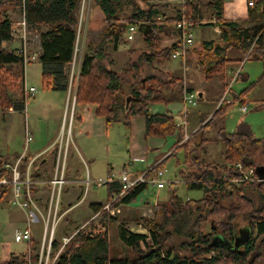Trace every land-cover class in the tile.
Masks as SVG:
<instances>
[{
    "label": "trees",
    "instance_id": "obj_1",
    "mask_svg": "<svg viewBox=\"0 0 264 264\" xmlns=\"http://www.w3.org/2000/svg\"><path fill=\"white\" fill-rule=\"evenodd\" d=\"M139 1L91 0L90 13L92 10L100 11L104 28L94 38L91 37V28L87 30L75 102L96 106L97 115L105 118L107 124L123 122L130 126L132 117L144 116L150 136L166 137L178 132L179 141L176 146L185 148V164L189 166L188 169L195 170V173L189 172L185 184L188 189L203 191L205 197L183 203L176 193H173L169 200L170 205L159 208L162 222H149L148 235L134 234L120 227L119 238L137 252L136 264H264V182L235 183V180L240 179L243 173L250 169H254L255 176L264 180V137L256 138L252 127L245 122L238 125L233 133L221 128L215 138L204 137L205 129L214 119L223 116L229 109L228 106L217 110L210 120L206 121L208 117L205 118L198 130L189 135V141L179 146L185 137L181 127L173 117L153 115L149 105L174 103L178 100V94L182 96L190 93L191 90L184 85L183 75L169 77L164 83L168 86L165 93L150 86L151 81L156 79L154 77L135 78L134 81L128 82L125 75L104 63L109 61L110 51L118 52L124 39L127 40L124 35L130 25H138L141 29L145 44L150 50L144 54L147 63L170 59L178 44L160 51H157V45L161 38L170 32L180 36L176 24L184 17L191 18L195 28L201 25L203 20H215L220 27V38L224 42L232 38L237 39L244 55H247L258 38L257 46L247 57L249 60L255 51L264 47V37L260 35L264 30V0H257L255 7L249 10L248 20L240 23L223 21L222 4L218 0H210L207 3L187 0L183 10L178 8L173 13L167 12L168 4L147 3L146 0L143 7ZM23 2L25 18L30 28L38 32L37 27L46 28L40 31L38 40V61L42 64L43 86L67 91L71 78L70 69L76 55L83 0ZM206 4L211 9L207 17L205 11L201 10ZM5 8L4 2L0 0V113L9 110L25 112L27 102L23 96V56L18 54V49H7V45L15 39L14 24L6 17ZM225 50L226 48L220 46L215 48L214 62L205 69L207 79H213L215 76L225 79L229 63L233 62V59L226 56ZM109 64L112 65L111 62ZM19 78L21 88L18 87L17 91ZM263 80L264 77L251 88ZM248 91L245 90L242 95ZM199 133L202 135L201 142L197 140ZM210 142L222 144L223 147L222 161L215 165L205 163L199 156L198 148L205 149V145ZM5 162L7 159L0 156V179L8 176L3 169ZM237 164L243 166V171L235 167ZM155 169H162V164L157 165ZM148 187L147 184L136 186L123 197H119L111 207L128 206ZM107 188L109 203L124 187L120 182H115L107 184ZM248 193L255 194L258 202L253 201ZM10 195L9 187L0 186V203ZM104 206L105 204L93 206L94 214L100 213L106 218ZM241 217L246 221L248 231L243 244L238 248L234 245L230 248L212 247L215 236H222L231 243L235 241L238 234L236 224ZM206 226L209 230L205 232ZM85 231L77 226L74 231L66 234L65 238L71 239L59 256L57 264H129L128 259L110 256L106 232L96 229ZM176 240L180 241L179 245ZM61 241H56L55 248L61 246ZM28 245L35 250L36 241L31 240ZM180 249L185 250L186 254L179 252ZM54 256L55 253L51 258ZM0 264L24 262L21 255L12 254L9 261L0 260Z\"/></svg>",
    "mask_w": 264,
    "mask_h": 264
},
{
    "label": "rangeland",
    "instance_id": "obj_2",
    "mask_svg": "<svg viewBox=\"0 0 264 264\" xmlns=\"http://www.w3.org/2000/svg\"><path fill=\"white\" fill-rule=\"evenodd\" d=\"M166 1V0H164ZM4 2L6 8L5 10L12 11V14L9 16H13L16 14L17 16L12 18L13 24L18 28V24L23 19L24 14V2L23 0H2ZM140 5L145 7L146 0H140ZM159 3V0H147V3ZM206 3V2H205ZM91 7V0H85L84 4V14L81 21V35L79 38V46H78V54L76 56L75 65L73 68L70 69L71 74L74 76L78 71V64L81 59V49L83 47L84 51V42L85 37L87 36V30L91 28V37H97L99 33L104 28V21L103 16L101 15L99 10H92L89 14V8ZM168 13L170 10L167 11ZM88 16V18H87ZM90 18V24H86ZM91 26V27H90ZM33 29V28H32ZM39 32L35 29L30 34V45L29 50L30 52H35L37 50L38 42V34L40 31L45 30L46 28H38ZM201 31L199 29H194L195 40L197 43L201 44V40L199 39ZM210 33L214 37L213 30H210ZM18 34H20L18 32ZM126 38V33L124 35ZM15 40L20 39L16 38ZM176 38H166L163 36L158 42L157 51L165 49L167 47H171L172 44L175 42ZM20 46V45H19ZM14 47L17 49L18 44L12 46V50H15ZM20 48V47H19ZM193 48V47H192ZM183 62V67L187 70L188 67L196 69L195 67V60L190 57L192 54L197 53V49L192 50ZM156 50V49H155ZM150 52L145 41L143 39V34L137 33L135 39L133 41H127L124 39L123 44L118 52L111 53V57L108 60L104 61L105 65L113 70L119 71L124 77L127 78L128 82H132L135 78H147V77H154L155 80L151 81L150 86H153L157 90H162L163 92L166 91V85L164 84L169 80L172 73L170 70L172 68L171 65L178 67H182L181 60H174L170 62L168 58L161 59V62L154 60L152 64L147 63L144 60V54ZM260 51H255L252 57L249 60H246L243 65V74L244 79L236 82L233 85V93L235 95L241 96L245 90H251L250 94L249 91L247 92L249 98L247 101L250 104L249 112L247 116H244L243 113L240 111V104L235 103L231 106L228 111V114L224 119L223 117H217L211 123V125L205 129L204 137L207 139H212L217 136L216 133L222 128L226 126L227 131L233 133L236 131L239 121L244 118V121L248 123L254 131L256 138H263L264 137V107H259L261 104L262 99L264 100V80L257 84L254 88L251 86L254 83L260 82L261 78L264 77V59L259 58ZM228 57L233 59V62L229 63L228 68L234 67V65H239L241 62L245 60L246 55L241 52H228ZM235 60V61H234ZM238 60H241L239 63ZM112 63V65L109 64ZM176 67V69L178 68ZM186 75L183 69V73L180 75ZM188 74V72H187ZM184 83L187 82L185 81ZM228 76L231 78V74L226 72L225 79L228 80ZM200 72L197 69L195 72L194 78H199ZM21 78V77H20ZM19 78V83L17 85V91L21 88ZM217 78V79H216ZM200 79V78H199ZM217 82L223 80L222 76L215 77ZM189 80V79H188ZM202 79L200 80H193V86L195 87L196 93V106H193L191 103L188 104V109L196 108L201 109L205 101L208 100V103L211 105V113L213 110V100L218 97L219 90L217 87L215 88V84L212 83L210 91L206 93L205 99H201L198 97V94L201 91L200 86ZM26 86L27 88L34 87L37 92L35 96L31 97L28 100L27 108L25 112L16 114L12 117V119L7 120V122L3 123L0 119V154L2 156H6L7 154L13 155L15 153H21L24 149V130L25 125H28L32 134L34 133L35 142L31 144L32 153L39 151L47 145L48 140L53 137L54 134L58 133L59 126L61 123H58V110H59V98H63V103L61 105V112L63 111V117L65 116L66 123L68 122L71 111L73 109L72 101L66 97V93L58 92L57 89L54 87H44L42 83V66L40 65L39 61H35L30 63L26 67ZM19 87V88H18ZM251 88V89H250ZM70 89L72 91V95H74V99H76V89H77V79L74 81L70 78ZM21 93V92H20ZM177 93V92H176ZM169 94V93H167ZM223 94V93H222ZM233 96V95H232ZM234 97V96H233ZM235 98V97H234ZM182 101V107H184V95L178 94V100L175 103ZM69 101V103L67 102ZM264 102V101H263ZM157 104V103H151ZM150 104V105H151ZM263 104V103H262ZM149 105V106H150ZM200 105V106H198ZM199 107V108H198ZM217 108V106H216ZM150 109V108H149ZM209 113V114H211ZM212 117L207 118L206 121L210 120ZM174 119L176 124H180L181 121L184 119L182 115L175 114ZM117 123V122H116ZM113 123L109 126L108 129V136L101 140L100 143H93L91 149L94 150L93 156L95 161H93V168L96 170V173L102 177L104 180L106 179V174L112 170L115 173H120L123 171L125 164H131V152H130V138L133 135L134 131V138L137 136L138 129L133 127L132 124L130 126L121 123ZM179 131V130H178ZM66 133V131H65ZM192 133H189L191 135ZM150 137H157V136H150ZM161 139V144L156 146L160 153H167L172 148L173 155L169 156L164 161V171L165 175L163 180L165 182L164 189H158L153 185H149L148 189L145 192V195L142 197L141 195L136 199V201L132 202L129 205H133V207L127 206H120L115 207L119 208V213H116L115 216H112L111 213L106 212L107 217L103 218L102 215L99 217H84L78 221V223L74 222L69 224L66 222L63 223L64 228H68L69 232L74 231V229L78 226H83L82 230H86L85 232H91L92 229L101 230L106 232L107 239L109 243V252L110 256L113 258H123L128 259L129 263L134 260L138 259V254L136 251L129 249L123 245L119 238V226L121 223H124L127 228L131 231H139L148 233L149 232V222L152 221H160L162 222V217L160 215V209L163 205H170L169 200L173 193L180 198L183 203H186L190 200H200L205 197V193L201 190H192L188 189L187 185L184 183L185 178L188 176L189 172H194L193 168L188 169V165L185 164L186 161V151L185 148H178L176 146L177 142L179 141L178 132H175L173 135H168L166 137H157ZM184 139V138H183ZM189 141V140H188ZM187 141V142H188ZM186 142V143H187ZM133 143L137 145V141L133 139ZM185 143L183 140L179 143V146ZM185 143V144H186ZM72 146V145H71ZM206 150L204 148H198L199 156H201V160H204L205 163H212L215 165L222 161L221 152L223 150L222 144L217 143H207ZM195 147V144L192 145V148ZM132 151H135L131 149ZM169 153V152H168ZM197 153V152H196ZM135 166L139 168H143L144 164L140 162H133ZM153 166V163L150 165ZM146 169L143 172H146ZM141 173V172H140ZM197 173V172H196ZM176 181H178L176 183ZM251 183H262V182H251ZM83 194L85 195V202L81 204V206L74 212H83L84 214L92 215L94 212H91L89 209L91 204L94 203H106L108 200V188L107 185L98 188L97 186H87V188H83ZM249 197L253 199L256 203L258 202L257 196L253 193H248ZM145 198H156L158 199L157 205H154V202L151 203H141L140 202ZM160 206V207H158ZM137 207V208H134ZM42 212L45 216H47V211L42 209ZM159 213V214H158ZM90 217V216H89ZM40 221V220H39ZM106 224V225H105ZM62 222L58 224L55 233V239L60 242L62 240L61 232L59 230ZM237 233L240 236L241 230H246L247 224L246 221L241 217L237 220ZM66 226V227H65ZM27 228V221L23 219L22 213L19 211L17 207L11 206L7 202L0 203V260L2 261H9L12 254L21 255V260H23L24 264H39L40 258L37 260L36 256L40 255L38 250L31 251V247L25 242H18L16 241V235L19 232H22L24 229ZM35 231L38 237V242L41 240L43 235V226L41 228V221L38 224H32V231ZM63 230V229H62ZM205 232L208 231V226L205 227ZM64 231V230H63ZM34 233V232H33ZM65 233V232H64ZM175 240V239H174ZM36 241V240H35ZM36 241V243H38ZM180 241L176 240V244L179 245ZM171 246V245H169ZM144 249V248H143ZM181 253L186 254L185 250L180 249ZM31 258V262L29 261ZM35 258V259H34Z\"/></svg>",
    "mask_w": 264,
    "mask_h": 264
},
{
    "label": "crops",
    "instance_id": "obj_3",
    "mask_svg": "<svg viewBox=\"0 0 264 264\" xmlns=\"http://www.w3.org/2000/svg\"><path fill=\"white\" fill-rule=\"evenodd\" d=\"M160 3L162 4H168V10H170V12H175L178 9V5L176 4H171L168 2V0L164 1V0H159ZM202 1L203 3H207L210 0H199ZM221 2L222 4V19L225 22H231V23H240V22H245L248 20L249 18V10L250 8L248 7V0H218ZM201 10L205 11L206 13V17L209 15V12L211 11L209 5H203L201 7ZM10 14H12V11L10 10H6V17L12 21V18L17 16L16 14H13V16H9ZM89 14H90V8H89ZM195 29H199V31H201L200 35L198 36L199 39L201 40V44L197 43L195 40L194 46L192 48V50L195 51V49H197V53L192 54L190 57L193 58V60H195V68H191L188 67L187 70H185L186 68L183 67V62L182 67H178V65L173 66L171 65V62L174 61V59L170 58L169 62L170 65L172 66V68H175L173 70H170V73H172L171 75H180V73H183V69L185 71L184 77H185V81L187 80V82L184 83L185 87L188 88L189 90H191V94H195L196 90L195 87L193 86L192 81L193 80H200L202 79V82L200 83V89L202 92H200L198 94V97L201 98L202 100L205 99L206 97V93L210 91L211 85L212 83L215 84V88L217 87V89L219 90V95L217 98H215L213 100V110L211 113V105L208 103V100H206L203 104V106L201 107V109H197L196 108H185L182 107V100L179 99L180 102L177 103H170V104H151L149 106L150 108V112L153 115H167L170 118H174L175 114H180L183 116V120H186V125L184 127H181V131H183L184 133H194L198 130V128L201 125V122L205 119V118H210L214 115V113L217 111V102L220 99V97L222 96V93L225 89V86L227 85V83L230 80V77L228 76V80L224 79L221 81L217 82V78L216 79H207L205 76V69H207L208 67H210L213 62H214V58L215 56V48L220 46L221 48H226L225 50V54L228 57V52L232 51V52H241L243 53V51L240 49L239 47V43L237 41V39L232 38L230 41L224 42L220 37V27L217 23H215V20L212 21H207V20H203L202 24L197 26ZM210 30H213V34L214 37L212 36V34L210 33ZM141 33V32H140ZM175 37L176 40L175 42L172 44V46H176L179 42V37L177 34L174 33H169L167 34L166 38H173ZM18 44L17 49L21 46V43L17 42V40H14L12 43L7 45V49L9 51H12V46ZM20 45V46H19ZM121 48V47H120ZM14 49H16L14 47ZM40 50V43L37 46V51ZM120 50V49H119ZM259 58L260 59H264V47L262 48V50H260V54H259ZM241 60H238L237 62L239 63ZM40 63V62H39ZM40 65L42 66V64L40 63ZM237 65H234V67H230L227 69V72L230 73V71L232 69H234ZM176 67H178L176 69ZM197 69L200 72V79L199 78H194L195 76V72L197 71ZM188 72V74H187ZM25 77H26V70H25ZM216 77V76H215ZM214 77V78H215ZM189 79V80H188ZM241 79H244V74H243V70L237 80L240 81ZM26 81V78H25ZM168 86H166V91H167ZM251 91V90H250ZM249 91V94H250ZM58 92L61 93H66V97L68 98V100L70 99L73 103V113L75 116V120L73 123V128H72V146L69 147V152H68V159H67V169H66V179L67 181H69V183L67 185H65L62 189V193H61V198H60V206H59V213L58 216H60L61 220L60 222H62V225L60 226L59 230L62 231L61 232V236L62 239L65 238L66 234L69 232L68 228H64L63 223L66 222L69 224H72L73 221L78 223V221H82V218H91L94 217H99L101 216L100 214H93L92 215H87L84 214L83 212H76L74 213L80 206L81 204H83L85 202L86 199L85 195L83 194V188H87L86 185V181L90 180L91 182H96L99 180H104V177L98 175L96 173L95 167L93 168V161H95L93 153L94 150L91 149L92 146L94 145L93 143H100L101 140H103L104 138H106L108 136V129L109 126L111 124H107L105 118L100 117L97 115L96 113V109L97 107L91 104H77L76 102H74V95H72V91L70 89V84L68 87L67 91H60L58 90ZM264 93V92H263ZM202 95V96H200ZM232 95L237 98V99H242L246 102V104L248 105V110L246 113H243L244 116H247V113L249 112L250 109V104L247 102L249 101V95L248 93L238 96L235 95L233 93L232 90ZM264 95V94H263ZM59 110H58V123H61V126H59L58 129V133L54 134L53 137H51L48 142L47 145L45 146V148L36 151L35 153H32L31 150V144H33L35 142V137H34V133H33V137L34 140L33 142L30 144L29 146V151H28V157L29 159L33 160V177L36 181L41 182L38 183L35 186V193H34V197H35V202L38 206V208L42 211V209L47 210L48 208V200H49V194L51 192V187L49 185H47L45 182H49L50 180L53 179L54 177V171H55V165H56V160H57V147H59V143H58V138L62 132V128H63V121H64V117H63V111L61 112L60 108L61 105L63 103V98H59ZM264 100L262 99L261 104H259V107H264ZM69 103V101H67ZM200 106V105H198ZM27 108V107H26ZM199 108V107H198ZM229 109L231 108V106L228 107ZM229 109L226 111V113L223 114V119L226 117V115L228 114ZM241 111V110H240ZM22 112H15L13 110H9L6 111L4 113H0V119L3 123L7 122V120L12 119V117L16 114H19ZM211 113V114H209ZM242 113V112H241ZM226 119H224V124ZM241 120H244V118H242ZM239 121L240 125L241 123H243L244 121ZM181 121V122H182ZM118 123V122H117ZM116 123V124H117ZM121 123V122H119ZM246 123V122H245ZM131 124L133 127L137 128V136L136 138H134V131H133V135L130 138V152H131V164L126 165L123 169L122 172L120 173H115L112 170H110L107 174H106V179L108 180V178H115V179H120L122 177L123 172L126 170L129 174V176L131 178H134L135 176L143 173V171H145L146 169H149L152 163L153 165L155 164H162V168L165 170L164 168V161L169 158V156L173 155V149L172 148L170 151H168L167 153H160L158 151V149L156 148V146L162 145L161 144V139L157 138V137H150V135H148L147 132V123H146V119L144 116H134L131 118ZM181 124V123H180ZM26 126V125H25ZM222 128H226V126H223ZM221 129V128H220ZM253 130V128H252ZM254 132V131H253ZM218 134V133H216ZM255 135V134H254ZM215 138V137H214ZM133 139H135V141L139 142L137 143V145L135 143H133ZM213 139V138H212ZM197 140L199 142H201L202 140V135L199 133L197 136ZM24 143H25V136H24ZM131 149L135 150L132 151ZM24 152V149H23ZM21 153H15L13 155H9L7 154L6 156H3L7 159V161H10L12 159H14L15 157L19 156ZM0 156H2L0 154ZM133 162H140L141 164H144L143 168H139L137 166H135V163ZM141 172V173H140ZM165 175V174H164ZM178 181H176L177 183ZM185 183V180H184ZM91 186H97L95 183H91L89 185ZM105 186V185H103ZM103 186H97L98 188H101ZM164 189V188H162ZM146 190L142 193V197L145 195ZM11 196L8 197L7 199H5L3 202H7L8 204L11 205ZM151 203L154 202V205H157L158 203V199L156 198H145L143 199L139 205H141V203ZM99 204H103V203H94L91 204L89 209H91V212H94L93 210V206L95 205H99ZM105 205L108 204L107 202L104 203ZM12 206V205H11ZM127 207H133V205H128ZM137 208V207H134ZM19 209V208H18ZM19 211L22 213L23 219L27 221V215L25 212H23L21 209H19ZM90 216V217H89ZM41 221V228L43 226V221L41 219V217H36L35 223L34 224H38V222ZM106 225V224H105ZM84 226V225H83ZM81 226L80 229L83 227ZM66 227V226H65ZM120 227H124L126 229L127 226L124 223H121L119 226ZM64 231H63V230ZM129 230V229H128ZM130 231V230H129ZM33 240H36L38 242V237L37 234L35 233V231L33 230ZM65 232V233H64ZM130 232L134 233V234H141V235H148V233H144V232H139V231H133L131 230ZM121 241V240H120ZM122 242V241H121ZM123 243V242H122ZM123 245L127 248H129L128 246H126L124 243ZM130 249V248H129ZM137 263V260H134L133 263L130 262L129 264H135Z\"/></svg>",
    "mask_w": 264,
    "mask_h": 264
},
{
    "label": "built area",
    "instance_id": "obj_4",
    "mask_svg": "<svg viewBox=\"0 0 264 264\" xmlns=\"http://www.w3.org/2000/svg\"><path fill=\"white\" fill-rule=\"evenodd\" d=\"M187 0H168L171 4L178 5V8L183 10L184 4ZM257 0H248V7L254 8L256 5ZM84 4L85 0H83L82 4V13H81V20L79 26V32L77 37L76 43V55L74 58V62L72 67L75 65L76 56L78 54V46H79V38H80V31H81V21L84 14ZM88 18V16H87ZM88 22L86 21V24ZM20 27L19 30L14 25L13 27V37L14 39H20L21 46L18 48V54L23 56V65H24V76H23V96L25 101L28 103V100L35 96L37 90L34 87L27 88L26 81H25V70L26 67L35 61L39 60L40 50L37 52H30L29 45H30V34L33 31L32 28L28 25L25 14H23L22 21L18 24ZM177 29L180 31L179 36V43L176 49L173 51L171 58L174 60H181L185 62L187 59L191 48L194 46L195 43V24L191 18H182L176 24ZM18 32L20 34H18ZM140 33V29L138 25H130L126 31V39L128 41H133L137 35ZM264 37V30L260 34ZM39 40V34H38ZM258 38L255 40L252 47L247 52L245 60L237 65L234 69L230 71L231 78L225 89L223 91L222 96L220 97L217 103V110L232 106L235 103L240 104V110L242 113H246L248 110V105L242 99H237L232 96V89L233 85L237 82L242 70L245 61L250 53H252L253 49L257 46ZM83 54V47L81 49V59ZM81 59L78 64V71L74 76L71 74V80L74 81L78 78L79 69L81 64ZM75 102V99H74ZM191 103L193 106H196V96L191 93L184 94V107L187 108L188 104ZM75 120V116L73 110L71 111L70 118L66 123V119L64 117L63 121V128L62 132L58 138L59 147H57V160L55 165L54 177L49 182H45L47 185L51 187V192L49 194L48 200V208H47V216L43 214V212L38 208L35 197H34V190L35 186L38 182L33 177V163L34 161L29 159L28 151L29 146L33 142L34 137L32 132L30 131L28 125L25 126L24 136H25V145H24V152L19 156L15 157L14 159L7 161L3 164V169L7 173L8 176H4L0 179V186L9 187L11 190V205L21 209L27 215V228L24 229L22 232L17 233L16 241L18 242H25L29 244L31 240H33V231H32V224L35 223L36 217H41L43 221V235L41 240L35 245V249L38 250L40 255H37V260L40 258L39 264H57V260L61 253L63 252L65 246L69 243L71 238H63L62 244L59 248H55V233L60 223V216L59 213V206H60V198L62 189L65 185L69 183L66 179V169H67V159H68V152L69 147L72 145V128L73 123ZM186 125V120L182 121L181 124H178L179 127H184ZM66 131V133H65ZM189 140V133H185V137L183 141L186 143ZM182 143V144H185ZM159 164H155L150 167L146 172H143L134 178H131L128 172L125 170L122 174L120 179L115 178H108V180H99L96 182H91L90 180L86 181V185L89 186L91 183H95L97 186H103L107 184H112L115 182H120L123 185V191L113 198L111 202L106 204L103 208V211L109 212L112 216H115L116 213H119V208L111 207L112 204L119 198L123 197L124 194L135 188L140 184H147L153 185L158 189L165 188V182L163 180L164 171L162 169H155V167ZM240 171H243V166L241 164H237L235 166ZM264 182L259 176H255V170L250 169L247 172L243 173V176L240 179L235 180V183L242 184L243 182ZM100 214V213H99ZM83 228V227H82ZM81 228V229H82ZM34 249L31 248V251ZM55 253V256L51 258L52 254ZM31 262V258L29 260Z\"/></svg>",
    "mask_w": 264,
    "mask_h": 264
},
{
    "label": "water",
    "instance_id": "obj_5",
    "mask_svg": "<svg viewBox=\"0 0 264 264\" xmlns=\"http://www.w3.org/2000/svg\"><path fill=\"white\" fill-rule=\"evenodd\" d=\"M200 96H202V95H200ZM243 234H245V236L243 237V239H241V235L243 236ZM247 234H248V231L245 230L244 233H242V234H240V236L236 237L235 244H234L235 248H238L240 245L243 244V242L245 240L244 238H246ZM211 246L212 247H221V248H230L233 245H231V242L226 240L222 236H215L213 238V242H212Z\"/></svg>",
    "mask_w": 264,
    "mask_h": 264
},
{
    "label": "flooded vegetation",
    "instance_id": "obj_6",
    "mask_svg": "<svg viewBox=\"0 0 264 264\" xmlns=\"http://www.w3.org/2000/svg\"><path fill=\"white\" fill-rule=\"evenodd\" d=\"M242 233H244V230H241L240 234H242ZM244 236H245V234H243V236L241 235V239H243ZM236 237H238V234L236 235ZM234 244H235V241L233 243H231V245H234Z\"/></svg>",
    "mask_w": 264,
    "mask_h": 264
}]
</instances>
